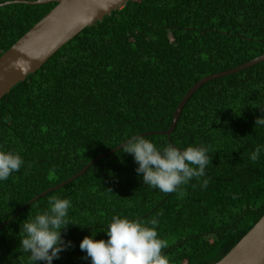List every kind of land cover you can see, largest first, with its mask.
Wrapping results in <instances>:
<instances>
[{
    "label": "trees",
    "instance_id": "16d2710c",
    "mask_svg": "<svg viewBox=\"0 0 264 264\" xmlns=\"http://www.w3.org/2000/svg\"><path fill=\"white\" fill-rule=\"evenodd\" d=\"M8 1L16 0L0 4ZM55 6L0 7V57ZM263 54L264 0H127L82 30L0 100V150L25 162L0 181V264H30L19 248L21 224L48 211L53 196L71 200L68 218L76 223L62 231L72 246L53 264H91L80 243L93 231L94 239H108L100 230L113 216L156 217L170 264L221 260L264 214V149L258 161L249 158L264 146V125L255 127L264 116V61L199 88L170 142L144 136L159 149L207 147L212 163L204 177L162 192L143 183L133 155L121 148L13 216L97 156L166 131L202 78Z\"/></svg>",
    "mask_w": 264,
    "mask_h": 264
},
{
    "label": "clouds",
    "instance_id": "9594fccd",
    "mask_svg": "<svg viewBox=\"0 0 264 264\" xmlns=\"http://www.w3.org/2000/svg\"><path fill=\"white\" fill-rule=\"evenodd\" d=\"M261 125H264V116L255 120V127ZM120 146L123 153L133 155L138 164L136 172L142 175L143 183L165 193L177 191L193 178L204 177L207 165L212 163L209 150L203 145L180 150L169 143L159 149L151 140L140 136ZM262 149L264 146L258 145L250 153L252 162L258 161ZM24 163L19 153L0 150V181L19 172ZM208 183L204 179L202 186L207 187ZM49 205L48 211L34 218L29 216L21 224L19 248L29 254L30 264H53L62 251L72 246L62 235L70 223L76 224L68 218L71 200L53 196L49 198ZM157 226L156 217L145 222L113 216L107 228L100 230L106 231L108 239H94L97 232L93 231L91 236L83 238L80 249L87 253L84 259L90 258L91 264H170L162 251L168 247V241L159 238Z\"/></svg>",
    "mask_w": 264,
    "mask_h": 264
},
{
    "label": "water",
    "instance_id": "95a60500",
    "mask_svg": "<svg viewBox=\"0 0 264 264\" xmlns=\"http://www.w3.org/2000/svg\"><path fill=\"white\" fill-rule=\"evenodd\" d=\"M50 2L56 3V6L1 55L0 100L16 84L23 82L28 75L39 70L53 54L82 30L96 22H100L105 16H109L111 12L122 7L127 0H16L0 4V7L10 4L44 5ZM263 61L264 54L231 70L202 78L180 100L173 113L172 122L166 131L146 132L136 137L164 135L168 137L170 142L169 137L176 127L183 107L199 88L209 81L238 73ZM121 148L122 146H118L97 156L69 180L31 199L13 217L40 197L62 188L67 183L80 177L93 164ZM215 264H264V214L237 244Z\"/></svg>",
    "mask_w": 264,
    "mask_h": 264
}]
</instances>
